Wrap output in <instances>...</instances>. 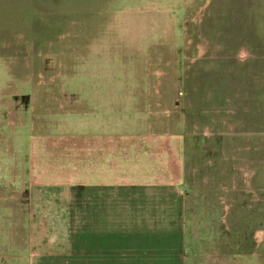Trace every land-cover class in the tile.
<instances>
[{
	"label": "rangeland",
	"instance_id": "rangeland-1",
	"mask_svg": "<svg viewBox=\"0 0 264 264\" xmlns=\"http://www.w3.org/2000/svg\"><path fill=\"white\" fill-rule=\"evenodd\" d=\"M99 125L173 160L178 264H264V0H0V194L20 240L33 146Z\"/></svg>",
	"mask_w": 264,
	"mask_h": 264
},
{
	"label": "crops",
	"instance_id": "crops-1",
	"mask_svg": "<svg viewBox=\"0 0 264 264\" xmlns=\"http://www.w3.org/2000/svg\"><path fill=\"white\" fill-rule=\"evenodd\" d=\"M108 126L82 128L78 134L88 143L33 146L22 181L10 180L27 186L26 238L17 237L19 225L10 219L16 207L0 194V253L6 248L14 259L25 253L27 264L30 255L37 264L184 261L179 237L187 196L173 160L163 159L161 148L137 130L116 141ZM11 161L0 156V183Z\"/></svg>",
	"mask_w": 264,
	"mask_h": 264
}]
</instances>
